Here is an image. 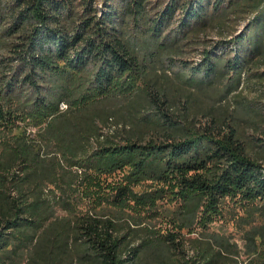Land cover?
<instances>
[{"label": "trees", "instance_id": "1", "mask_svg": "<svg viewBox=\"0 0 264 264\" xmlns=\"http://www.w3.org/2000/svg\"><path fill=\"white\" fill-rule=\"evenodd\" d=\"M150 1L0 0V264L26 251L27 264H138L144 247L119 207L167 192L186 206L181 227L207 229L228 198L254 205L246 264H264V159L217 105L264 71V0ZM210 30L233 36L210 41ZM187 41L203 49L184 64L194 90L181 93L211 102L178 115L165 66ZM126 110L160 134L127 130ZM148 179L168 186L137 196ZM198 242L199 264H241L229 237Z\"/></svg>", "mask_w": 264, "mask_h": 264}, {"label": "rangeland", "instance_id": "2", "mask_svg": "<svg viewBox=\"0 0 264 264\" xmlns=\"http://www.w3.org/2000/svg\"><path fill=\"white\" fill-rule=\"evenodd\" d=\"M101 2L102 0H98L97 5L99 7H101ZM156 2H163V0L150 1L153 4ZM176 23L177 21L175 20L171 28ZM243 29L244 23H241L238 25V29L233 30L235 33H242ZM232 36L233 34L230 30L221 34L217 30H210L206 35L210 41L220 38L228 39ZM202 49V43H190V41H187L183 44L184 52L182 55L180 54L177 56L176 61L169 62L165 66L169 74V83H165V86L171 91V96L174 100L173 106L175 107L173 111H176L178 115L181 113L192 114L194 108L199 109V106L204 103H206L205 106H208L211 102L206 100L207 96L205 95V91H192L196 94L195 99L192 98V101L186 99L185 93H181L183 90L185 92L194 90L193 84L186 79L187 73L183 66L184 64H195L198 62L201 58ZM162 80L163 77H161ZM66 105L64 102L61 103L63 108H66ZM217 105L222 108H227L229 112L228 116H233L236 127L251 153L256 157L264 159V71L256 74L252 72L227 97L226 101L223 100L219 104L217 103ZM126 111L124 123L131 124V126L127 127V130L137 134L139 132L138 135L141 137L143 135L152 137L160 134L156 133L148 125L139 129V118H134L135 116L130 115L128 110ZM136 115L140 116L141 113H137ZM36 130V128L28 127L27 133L28 135L31 133L30 135L35 136ZM111 130L114 132L117 129L114 126H107L105 129L109 133H112ZM127 172L128 167L119 169L109 175L108 181L118 183L124 179V174ZM164 186L167 187V183L148 179L135 182L133 184V190L139 196L144 192L153 191ZM156 196L158 195L155 194L154 203L151 205H145L142 201L139 202L137 198H134L119 207L123 208V212L129 214L127 218L130 219L129 226L134 232V242L141 243L142 247H144L142 249L141 260L138 264H199V254L203 250V245L198 240L203 238V235L208 234H219L229 237L231 242L236 243L238 246L240 252L238 258L241 260V264H246L248 256L246 253L247 239L245 238V232L252 226L247 222L250 213L255 210L254 205L243 204L244 206H242L238 202L228 198L223 208V214L221 216L218 215L209 224L207 229H204L198 220L192 227H181L179 217L186 213L185 204L175 200L170 192L165 193L163 197L156 198ZM60 211L61 214L64 213L63 210ZM255 218L259 222L263 220L258 210L255 213ZM179 231L184 236L185 242L178 245L166 242L165 236L167 234ZM30 256V251L23 252L22 256L15 262L16 264H27Z\"/></svg>", "mask_w": 264, "mask_h": 264}, {"label": "bare ground", "instance_id": "3", "mask_svg": "<svg viewBox=\"0 0 264 264\" xmlns=\"http://www.w3.org/2000/svg\"><path fill=\"white\" fill-rule=\"evenodd\" d=\"M62 108H63V106H61ZM66 107H67V105H66Z\"/></svg>", "mask_w": 264, "mask_h": 264}]
</instances>
